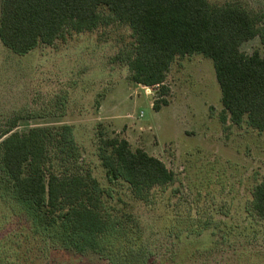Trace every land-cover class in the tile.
Returning <instances> with one entry per match:
<instances>
[{"label":"rangeland","instance_id":"374dc122","mask_svg":"<svg viewBox=\"0 0 264 264\" xmlns=\"http://www.w3.org/2000/svg\"><path fill=\"white\" fill-rule=\"evenodd\" d=\"M208 1H239L264 13V0ZM130 33L126 25L112 23L69 33L23 55L0 41V126L16 114L20 131L73 125L80 168L97 179L109 211L128 229L114 248H121L123 258L133 251L155 264L161 255L184 251L190 241L203 246L184 264H235V256L245 252L264 256V221L246 210L252 188L264 176V132L244 121L221 122L212 60L201 53L175 57L164 81L168 103L154 110L157 87L147 94L129 79L128 66L115 60L132 43ZM240 49L263 55L264 40L256 36ZM99 132L124 137L132 149L161 159L174 181L151 190L150 202L133 198L125 183L107 180L95 153ZM5 211L0 204V215ZM35 245L33 255L41 254L39 242ZM51 252L37 264H112L91 252Z\"/></svg>","mask_w":264,"mask_h":264},{"label":"trees","instance_id":"16d2710c","mask_svg":"<svg viewBox=\"0 0 264 264\" xmlns=\"http://www.w3.org/2000/svg\"><path fill=\"white\" fill-rule=\"evenodd\" d=\"M112 23L126 25L132 43L115 60L128 66L134 83L157 87L159 110L168 103L165 78L175 57L201 53L212 60L221 93V122L227 118L264 132V54H246L244 41L264 40V13L239 1L208 0H1L0 41L16 54L52 45L69 33ZM19 116L0 126V264H37L51 251L91 252L112 264H149L148 256L114 249L127 227L106 206L97 179L81 169L73 125H35L17 130ZM96 156L109 182L125 183L133 198L151 201V190L174 181L164 162L124 137L98 133ZM264 221V176L246 207ZM12 226L7 230V226ZM178 236L176 239L177 242ZM41 254L33 255L37 249ZM180 243V242H179ZM192 243V250L187 245ZM155 258V264L193 260L202 243ZM235 264H264V256L245 252Z\"/></svg>","mask_w":264,"mask_h":264},{"label":"built area","instance_id":"2783aa9c","mask_svg":"<svg viewBox=\"0 0 264 264\" xmlns=\"http://www.w3.org/2000/svg\"><path fill=\"white\" fill-rule=\"evenodd\" d=\"M145 90H146V93L148 94L149 90H150V87L149 86H145Z\"/></svg>","mask_w":264,"mask_h":264},{"label":"crops","instance_id":"0c3cea01","mask_svg":"<svg viewBox=\"0 0 264 264\" xmlns=\"http://www.w3.org/2000/svg\"><path fill=\"white\" fill-rule=\"evenodd\" d=\"M137 84V83H136ZM102 104L99 105V108H98V112H100L102 110Z\"/></svg>","mask_w":264,"mask_h":264}]
</instances>
